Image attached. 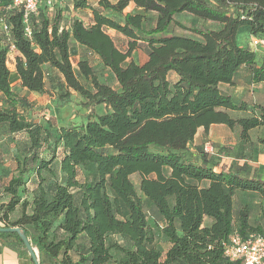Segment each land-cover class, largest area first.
<instances>
[{
    "label": "trees",
    "instance_id": "16d2710c",
    "mask_svg": "<svg viewBox=\"0 0 264 264\" xmlns=\"http://www.w3.org/2000/svg\"><path fill=\"white\" fill-rule=\"evenodd\" d=\"M10 1L0 0L9 28L8 38L0 28V128L22 139L15 142V170L1 188L7 195L1 226L20 227L39 264H242L224 255V243L234 230L264 235V208L252 224L248 205L234 214L233 196L255 192L264 199V178L255 169L249 175L246 163L223 166L214 161L215 150L191 145L200 127L237 125L244 144L251 129L264 125V106L249 108L220 87L233 85L242 66L251 83H264V61L257 63L254 51L262 46L236 41L240 27L264 38V0H65L82 17L68 27L64 0L54 16L42 1L28 18L30 36L23 7L10 10ZM130 3L139 11H124ZM182 15L219 27L187 26ZM109 29L121 34L119 46ZM75 45L84 56L73 63ZM11 46L13 71L27 94L45 95L47 65L58 72L61 106L74 92L90 111H102L77 125H53L45 114L33 120L32 102L9 82ZM93 60L116 87L99 79ZM248 109L251 114L237 118L227 112ZM144 201L161 219L164 248L156 244ZM0 239L33 264L17 233L0 232Z\"/></svg>",
    "mask_w": 264,
    "mask_h": 264
},
{
    "label": "rangeland",
    "instance_id": "374dc122",
    "mask_svg": "<svg viewBox=\"0 0 264 264\" xmlns=\"http://www.w3.org/2000/svg\"><path fill=\"white\" fill-rule=\"evenodd\" d=\"M60 1L61 0H52L50 5L44 6V8L48 10L50 16H54L57 13L58 8L60 7L59 6ZM44 2H42L41 5H44ZM64 2L66 1L64 0ZM178 18L181 19L182 22L185 23L187 26H194V25L205 26L206 24V21L200 22V20H196V19L191 20V18H189L188 15H182L179 16ZM211 24L212 23H209V25L213 27V24L212 25ZM28 26H29V21H28ZM171 31L175 33L188 32L176 26H172ZM4 36L5 35L0 30V37H4ZM113 38L115 44L119 46L120 39L116 37ZM10 49L8 51L9 66L11 65L10 56L12 55ZM134 54H135V60L138 62H141L145 59V54L142 49L136 50ZM82 56H84L82 50H76L71 53V59L73 63H75L76 59L81 58ZM93 65L100 80H104L111 86L116 87L115 80L108 70H106L100 63H97L96 60H93ZM74 70H76V68ZM44 73H45V86L47 92L43 96L37 93L27 94L26 91L23 88H21L17 76L15 74H10L9 76V82L13 90L18 95L27 96V98L32 102L31 114L33 120H43V114H45L47 118L51 120L53 125H58V126L72 125V124L77 125L82 123L91 112L95 113L102 111L101 107L92 108V110L90 111V109L82 105L83 99H81V97L75 94L74 92L71 93L70 101L65 105L61 106L59 96L61 93L64 92V90L60 85L58 72L46 65L44 67ZM21 139L22 136L20 134H17L13 137L10 134H8L3 128H0V203L7 200V195L2 194L1 188L3 184L7 181V178L10 177V175L13 174L15 170V160L13 158L16 148L15 142L19 143ZM236 141L237 139L233 137V140L226 139L223 142L216 143L214 142V140L208 138L202 131H199L194 138V144H192L191 146L193 147L197 146L199 148H202L205 143H211L215 150V156H214L215 162H219V164L223 166H227L232 163L233 164L246 163L248 164V173L250 175L251 172L255 169L254 168L255 164L252 161L256 160L255 162H257L258 155L260 154L262 158L263 152L258 151L259 146L257 145L258 144L257 142L255 143L251 142L250 145L244 143L245 144L244 146L243 144L236 143ZM233 142L234 144H232ZM52 166L55 168L58 167L57 160H54ZM130 179L135 185H137L138 183L137 174H132L130 176ZM244 205H248L250 207V217H249L250 223L252 224L257 223V221H259L260 218V213H261L260 210L262 207L264 208V199H261V197L255 192L236 191L233 196L234 214L236 213L238 208ZM143 209L146 214L148 223L155 228V232L157 234L156 244L160 248H164L166 246V242L162 239L159 233V229L156 226L157 223L162 224L160 217L158 216L154 208L146 201H144ZM18 214H19V210L17 209L15 212L10 214V220L15 219V217H17ZM208 222L209 219L205 218L204 223L206 224ZM1 225L2 223L0 222V226ZM36 254L38 258L37 250H36ZM45 264H53V263L45 262Z\"/></svg>",
    "mask_w": 264,
    "mask_h": 264
},
{
    "label": "crops",
    "instance_id": "0c3cea01",
    "mask_svg": "<svg viewBox=\"0 0 264 264\" xmlns=\"http://www.w3.org/2000/svg\"><path fill=\"white\" fill-rule=\"evenodd\" d=\"M65 4H66L65 2H61V6H65ZM66 5H67L68 9H66L64 11V13H62L63 14V21L62 22H64L66 27H68L70 24V20L74 16H78V17H80V16L77 12L72 10L71 5H69V4H66ZM132 9H134V11H139V9L135 8L132 3H130L125 8L124 11H130ZM89 17H90L89 14H88V17H83V19L85 20L84 21L85 23L89 22V20H90ZM80 18H82V17H80ZM192 19H194V18L191 16V20ZM200 22H204V21L200 20ZM209 23H212L213 27L210 26ZM205 26H209L210 28L215 29V28L219 27V24L216 22L208 20V21H206ZM108 33L110 35L118 38V39H122L121 34L116 33L112 29H109ZM252 38H254V37L250 36V34L248 32V28H246V27H240L236 33V41L239 45H246V43L249 42ZM75 49L76 50H83L82 47H80L78 45H75ZM10 50H11V54H12L10 56L11 65L10 66L8 65V67L11 70V74H15L13 71V47ZM254 51L256 53L255 61L257 63H261L262 61H264V52L262 51V47L257 46L256 48H254ZM220 87H221V89H223L227 93L231 94V96L233 97V99L235 101H244L247 104V106H249V108L253 107V105L264 106V83H262V82L251 83L249 81V71L244 66L240 67V69L236 73V75L234 77L233 85L221 84ZM31 93H34V92H31ZM227 112L230 114V116H232L234 118L251 114V111L249 109L245 110V111L227 110ZM199 131H202L208 138L214 140V142H216V143L223 142L226 139H228V140L232 139L233 140V137H235V139H237L236 143L242 144V142L240 143L241 140L239 137L240 128L237 125H235L232 128H229L224 124H212L209 126L207 132H204L203 128L200 127V128H198L195 136L197 135V133ZM229 142H231V141H229ZM251 142L252 143L257 142L258 143L257 145L259 146L258 151L263 152L262 158H261V154L259 153L260 155H258L257 162H255L256 160H254L252 162L255 164L254 168L257 169V173L262 178H264V125L260 126L258 128L251 129L249 131V140L245 144L250 145ZM232 144H234V142ZM245 144H243V145L245 146ZM254 147H255V145H254ZM205 183L206 182H202V184H205ZM32 263H33V261H32ZM0 264H31V263L28 262V258L25 254L24 255L21 254L18 250L11 247L5 241L0 239Z\"/></svg>",
    "mask_w": 264,
    "mask_h": 264
},
{
    "label": "built area",
    "instance_id": "2783aa9c",
    "mask_svg": "<svg viewBox=\"0 0 264 264\" xmlns=\"http://www.w3.org/2000/svg\"><path fill=\"white\" fill-rule=\"evenodd\" d=\"M45 1L47 5L52 0H11L8 9L23 7L24 31L30 36V28L28 26V18L31 14H35L42 3ZM0 28L9 37L8 24L3 17H0ZM253 45H261L264 48V38H252ZM11 46L10 48H12ZM204 149L210 153L214 152L211 143H205ZM224 255L229 260H240L242 264H264V235L258 233H250L246 237H242L236 230L232 231L226 242L224 243Z\"/></svg>",
    "mask_w": 264,
    "mask_h": 264
},
{
    "label": "water",
    "instance_id": "95a60500",
    "mask_svg": "<svg viewBox=\"0 0 264 264\" xmlns=\"http://www.w3.org/2000/svg\"><path fill=\"white\" fill-rule=\"evenodd\" d=\"M0 232H15L19 235L20 239L22 240L26 251L28 252L29 256L31 257L33 264H39L36 250L32 247L31 243L29 242L28 238L24 234L23 230L18 226H0Z\"/></svg>",
    "mask_w": 264,
    "mask_h": 264
}]
</instances>
